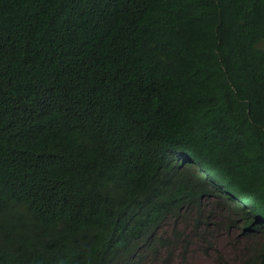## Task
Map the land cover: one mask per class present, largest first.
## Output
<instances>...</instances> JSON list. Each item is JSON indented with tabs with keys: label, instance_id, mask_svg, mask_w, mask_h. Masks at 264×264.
<instances>
[{
	"label": "trees",
	"instance_id": "1",
	"mask_svg": "<svg viewBox=\"0 0 264 264\" xmlns=\"http://www.w3.org/2000/svg\"><path fill=\"white\" fill-rule=\"evenodd\" d=\"M190 246L264 264V0H0V264Z\"/></svg>",
	"mask_w": 264,
	"mask_h": 264
},
{
	"label": "rangeland",
	"instance_id": "2",
	"mask_svg": "<svg viewBox=\"0 0 264 264\" xmlns=\"http://www.w3.org/2000/svg\"><path fill=\"white\" fill-rule=\"evenodd\" d=\"M181 230L183 226L179 227ZM185 234L191 232L190 228L186 227L183 229ZM234 235V234H233ZM236 236H231L229 240H226L224 236H217L216 239L212 241V247L222 252L225 257L232 256V246H236ZM172 264H217L216 254L209 251L205 254L200 247L190 246L188 253L185 256V260L182 261L180 257L174 259Z\"/></svg>",
	"mask_w": 264,
	"mask_h": 264
}]
</instances>
